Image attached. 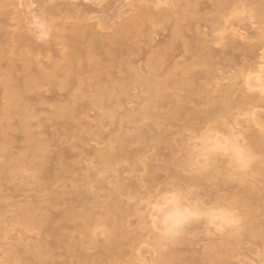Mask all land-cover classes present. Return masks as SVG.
Returning <instances> with one entry per match:
<instances>
[{"label": "bare ground", "instance_id": "obj_1", "mask_svg": "<svg viewBox=\"0 0 264 264\" xmlns=\"http://www.w3.org/2000/svg\"><path fill=\"white\" fill-rule=\"evenodd\" d=\"M239 1H241L239 7L248 8L249 17L254 18V22L257 20L259 23L260 32L254 36L250 34L259 41L256 43L249 42V45H245L244 42L241 43L238 40H235L236 42L229 41V36H211L208 29L204 32L201 30L203 27H208L203 26L202 23L200 25V22L198 26L201 31H197L198 34H193L194 36L190 38L185 37L188 39H186L187 41L184 40L186 31L189 30L188 32L194 33L192 28L197 24L196 19L199 20V18L196 16H199L201 12L203 15L202 17L199 16L200 20H207V10L215 7V11L223 12ZM33 2L37 3V11L40 12L34 16V18L39 19L36 23L40 28L39 33L26 27L19 17L15 16L14 18L12 13L5 9L7 0H0V136L4 142L3 149L7 150L11 147L12 142H15V139L16 141L19 140L18 136H15V125H18L24 135L22 138H25L26 142H58L63 130L73 132L72 138L78 140L80 138L78 131L83 105L87 106L86 108L96 106L102 109H111L115 104L120 107L121 96L125 98L126 96L123 95L129 94L127 92L130 91L131 83L133 80H137L139 82V94L142 93L145 96L139 98L138 106L134 107L133 111L124 108L128 111L126 112V119L135 127L133 131L126 132L122 136L112 137L110 135V142L117 144V146H108L104 152L98 154L97 166L94 167V170L98 172H105L108 169L116 171V167L122 162H132L133 165H139L141 157L139 153L133 152V146L152 140L149 134L152 130L156 131V136H154L156 140L162 142V132L164 131L161 122L162 117L165 118V115L172 112L180 113L184 109L183 102L193 101V96L200 92L204 93L203 97L193 102L196 105L210 104L212 96L209 95L207 89L204 91L200 85L205 74H209L213 68H218L216 66L226 63V65L232 66V64L235 65V62L247 71L253 65V58L251 61L249 58L257 56L259 46L264 45V0H167L165 3L167 2L169 5L164 7L165 9L135 8L130 18H124V21L118 23L117 26L109 23L110 19L107 23L105 20L103 22L104 32L102 29L98 31L90 24L91 18L89 16L93 9H89L87 5L51 4L50 0H30L29 3L32 5ZM107 9L105 7L99 12L105 13ZM235 22L233 23L236 24ZM167 23L168 26L166 25L164 29L167 34L164 35V38H170L169 41H154L151 37L153 34L151 29L154 26L156 29L158 24L161 26V24ZM156 30L160 35L161 30L160 32L159 29ZM243 30L246 31V29ZM209 35L211 39L208 40ZM142 38H146L148 44L152 41L156 42L155 44L151 43L149 50L148 47L144 48L151 55L145 50L142 51V44H140ZM211 42L221 44L222 50L221 48L216 50L213 47L214 43L212 45ZM140 48L142 49L140 50L142 51L140 59L144 60L145 65L141 69H136L131 66L133 64L131 56L133 54L138 56L135 53ZM179 57L182 61H178ZM254 63L253 67L256 66L255 70H258L264 62L259 63V66H257L258 61L257 64ZM117 68L118 70L114 72L113 69ZM255 86L261 87L259 83ZM88 93L93 95H87L88 99L83 102L84 95ZM233 93V90H225L220 106L227 107L231 104ZM119 94L122 95L119 96ZM81 101L83 103H80ZM236 103L249 106L252 112L255 108L264 109V95H242V98H239ZM217 107L215 105L214 109L207 111L196 110L189 115L190 117L187 116V119L197 121V123L206 121L211 118V112H215ZM170 108L172 110L168 111ZM42 114H47V116ZM15 116H17L16 122ZM12 121L14 122L12 123ZM189 121L187 122L189 123ZM34 124L38 125V128L40 127L41 132H35V130L32 132L31 128L34 127ZM258 134L260 135L255 133V135L247 136V143L243 145V147L245 146L243 149L244 163H241V157L236 154L235 148L231 150L232 165L236 168L250 167L258 174L259 177L254 180L255 183L257 182L256 185H247L246 187L245 183L248 181L246 175H240L237 170L226 168L223 161L221 162L215 155L211 154L203 161L196 173L191 176L190 182L197 184L195 185L197 190H192L188 194H193L192 198L200 202L202 198L199 196V187L197 186L202 181L212 182L213 189H210L214 192L207 189L210 193L206 191L205 196L211 195H208L210 198L208 196L206 198L215 197L213 199L217 200L232 198L234 207L239 211L238 217L246 227L247 234L264 241V192L262 191L263 187L262 190L258 187L262 182L261 176H264V133L260 131ZM35 146L37 149L41 148L45 156L51 152L47 144L41 143ZM255 155H257V159ZM45 159L40 162L34 176L48 180L53 168L50 166V160ZM7 168V164L0 162V177L6 174ZM68 169L70 170L71 166L64 164L60 166L61 172ZM149 170L152 176L156 175L157 170L152 166L149 167ZM93 174L85 175L82 183L74 182L73 187H71L73 192L71 189L68 192L74 193L75 199L74 197L71 198L70 194L66 195L67 190L65 192H63L64 189L63 191L60 190L59 193L57 190H50V186L47 188V184L43 183L42 186H46V192L41 198L40 196L36 198H34L35 196H31L33 198L26 196V201L22 200V203L20 201L19 204H11V207L9 205L1 207V204L0 213L2 217L0 219L9 214L8 216H12V220L17 217L20 222L23 221L22 224L28 223V227L35 226L33 228H36L37 226V228H41L44 234L51 228L50 224L56 223L57 218L74 220L77 222L76 229L84 239L79 238L77 242H72L73 244H66V247L63 248V255L67 259L64 261L65 264H113L120 259L121 255L116 251L121 248V240L133 237L134 232H136V230L131 231L126 223L128 222L127 219H130L129 217L137 214H135L137 210L133 208L134 205L131 207L128 202L125 203V200H121L122 195L126 196L125 194L129 190L127 189L129 186L124 180L123 182L117 181L112 192L111 190L110 193L108 192L109 195L97 196L91 190L95 182ZM232 181H237L240 185L244 184L245 190L232 191V186L229 188V183ZM185 183L189 186L188 191L191 185ZM186 184L185 186L183 184L185 188L182 186V190L188 187ZM48 190L56 192L52 194ZM222 191L231 192V194L220 195L219 193ZM116 193H118V197L115 196ZM48 194L51 195L48 197ZM113 194L114 196H112ZM62 195L64 198L61 197ZM107 195L112 197L110 196L111 198L109 197L105 201ZM67 196H70V201L72 199L75 201H69L68 206H66L69 199ZM56 199L57 203L50 205ZM105 202L107 204L103 205ZM63 204L66 208L60 209L61 212L59 213L54 212V209H59V207L64 206ZM90 204L93 206L88 207ZM96 206L99 208H97L99 212L93 211ZM16 207L18 209L15 210ZM175 208L173 214L169 215V219L172 220L171 226L181 232L185 230H182L181 225L186 220V214L178 207ZM6 218L8 217L6 216ZM0 223L2 222L0 221ZM228 223L229 220L223 218L222 225L225 226ZM96 225L104 226L106 230L104 233L106 242L100 245L94 242L91 231V228ZM190 230L192 229L190 228ZM168 231H171V228ZM60 235L66 236V233H60ZM225 237L223 240L230 239V237H226L227 239ZM231 238L236 240L233 236ZM57 241L59 244L56 243ZM57 241H48L42 237L37 241V246L32 252L20 250L19 248L23 246L14 250L15 245H12L14 249H10L11 244L10 248L0 244L2 249L0 254L4 255L1 256L3 261L0 264H25L31 258L37 264H48L53 258L50 251L53 244L62 245L61 239ZM227 242L225 241V243ZM16 243L18 245L20 241ZM222 245L212 244L203 247L201 251L195 249L187 251L186 248L176 251L172 247H168V249L165 248L160 251L161 257L157 264H166L167 262L172 264H199L203 260L201 257L206 254L210 253L211 256L213 253L219 254ZM4 246L7 247L4 248ZM199 253L203 254H200L199 257L196 256Z\"/></svg>", "mask_w": 264, "mask_h": 264}, {"label": "rangeland", "instance_id": "obj_2", "mask_svg": "<svg viewBox=\"0 0 264 264\" xmlns=\"http://www.w3.org/2000/svg\"><path fill=\"white\" fill-rule=\"evenodd\" d=\"M162 1L163 0H159L161 4L158 5V0H50V3L87 5L89 9H93L89 16V18H91L89 21L90 24H92L95 29L97 28L98 31L102 29V32H104L103 22H105V20L107 23L110 19L111 21L109 23L117 26L118 23L120 24V22L124 21V18H130L135 8L153 9L154 7L153 10H158L159 8L165 9L168 7L169 3H165L167 0H164V2ZM29 2L30 0H7L5 9L10 11L14 18L15 16L19 17L26 27L34 30L33 32L39 33L40 28L39 25L36 24L39 19L34 18V16L40 12L37 11L36 2H33L32 5ZM240 2L241 1L226 8L223 12L215 11V7L207 10V20H200V17L203 15L201 12L202 14H199L200 17L196 16L199 20L195 17L198 22L194 25V28H192L194 33L191 31L188 32V30L185 32L184 38H190L198 34L201 30L204 32L208 29V33L211 36H229V41L236 42L238 40L241 43L244 42L243 44L245 45H249L251 42L256 43L259 39L253 36L257 32H260V25L257 23L256 19L254 22V18L249 17L248 8L239 7ZM105 7L108 8L107 12H99ZM234 12L238 14L234 15ZM198 23L208 28L203 27L199 30ZM233 24L234 27L232 26ZM166 25L168 26V23L164 25L161 24V26L158 24V27H156V29H159V32L161 30L160 35H158L159 33L158 30L155 29V26L151 29L153 30L151 37L154 41H169L170 38H164V35L167 34V31L164 30ZM235 26L237 27L235 28ZM243 29H246V31L248 30V32ZM250 34H253V36ZM210 35L208 40L211 39ZM187 38L184 40L187 41ZM145 40L146 38H142V43H140L142 44L141 48L143 50L140 48L138 50L139 52L136 51L135 53L138 56L134 54L131 56V62H133L131 66L136 69H141L145 65L144 60L140 59L142 55L141 52L144 50L148 52L149 46L157 42L149 39L152 42L148 44V40ZM184 40L180 41L183 42ZM211 43L213 45L214 42ZM221 46L222 45L219 43H214L213 45L216 50H220ZM148 53L151 55L150 52ZM146 57H148V55ZM252 58L253 65H255L254 62L257 64V61V66L260 65L259 63L264 62V45L259 46L257 56H252L249 58V61H251ZM178 61H182V59L179 57ZM226 64L216 66L218 68H213L211 72L209 71V74H205L202 81H200L203 90L205 91L207 89L209 95L212 96L209 102L210 104L196 105V103L193 102L203 97L204 93L202 94L200 92L193 96V101L189 103L183 102L184 109L180 113L177 114L172 112L165 115V118L162 117L161 122L164 129V134L162 132V142L156 140L154 137L156 136V131L152 130L151 133L149 132L150 139L152 140L133 146V152L139 153L141 157L139 165H133L132 162H122L116 167V171L108 169L105 172H98L94 170V167L97 166L98 154L104 152L108 146H117V144L110 142L109 138L111 136H122L126 132L133 131L135 127L133 123L128 122L125 116L127 115L126 112L129 111L126 108L133 111L134 107L138 106L137 104L140 101L139 98L145 96L142 93L139 94L140 89L138 88L139 82L137 80H133L129 88L130 91L127 92L129 94L123 95L126 96L125 98H122V94H119L122 99L120 100V107L116 104L112 106L113 108L115 107V109H102L96 106H89L86 108L87 106H81L82 111L80 110V127L78 131L80 132V138L78 140L72 138L71 134L73 132L63 130V134L60 137L61 139H59L58 142H26V139L22 138L23 134L18 125H15V136H18L19 140L16 141L15 139V142H12L11 147L7 150L3 149L4 142H2V137L0 136V162L5 165L7 164L8 167L6 174L0 177L1 207H3V205L10 206L11 204H17L20 201V203H22V200H27L26 196H35L34 198L40 196L41 198L46 192V186H42L43 183L47 184V188L50 186V190H57L60 193V190L63 191L64 189L63 192H65V190L68 192L70 189L72 190L71 187H73L75 181L82 183L85 175L89 173L93 174L94 172L93 179L95 182L93 181L94 183L91 190L95 192L97 196H104L108 194V192L110 193V190L112 192V189L116 186V182L119 180L123 182L124 180L125 183L128 184L129 187L127 189L129 190H127L125 194L127 197L124 195H122L123 197L120 196L121 200H125V203L128 202V205L131 207L134 205L135 207L133 206V208L137 210L135 212V214H137L129 217L130 219H127L128 222L126 223L127 227L133 232L136 230L137 234L134 232L133 237L131 236V238L127 240H121V248L116 251V253L121 255L120 259L113 262V264H157L161 257L160 251L165 248L168 249V247H172L176 251L178 249L181 250V248H186L187 251L189 249L201 251L203 247L211 246L212 244H223L220 253L216 255L213 253L212 256L210 253L206 254L201 257L203 260H201L199 264H264V241L247 234L245 225L238 217L239 211L234 207V200L232 198L217 200L213 199L215 198L213 197L209 199L211 194H208L209 196H207L209 198H206V191L210 188L213 189L212 182L208 181H202V183H199L200 185L197 186L199 187V196L202 198V201L198 202L196 199L192 198L193 194H188V192L190 193L192 190H197L195 186L197 184L190 182L191 176L196 173L203 161L211 154L215 155L221 162L223 161L226 168L234 171L237 170L240 175H246L248 179L246 182L247 184L245 183L246 187L247 185H256L257 182L255 183L254 180L259 177L250 167L236 168L232 165L231 150L235 148L237 142H239L244 149L245 146L243 147V145L247 143V136L255 135V133L260 135L258 134L260 131L264 133V109L255 108L252 112L249 106L236 103L239 98H242V95L262 96L264 95V91L261 90V87L255 86L258 85V82L255 80L253 81L255 90H250L248 82L246 81V76L249 74L250 70H254L256 66L253 67L252 65L245 71L237 62H235V65L232 64V66ZM116 70H118V68L115 70L113 69L114 72H116ZM228 89L234 91L231 96V104L227 107L220 106L223 92ZM87 95L91 96L93 94H85L83 102L88 99ZM123 100L124 102L122 103ZM83 102L81 101L80 103ZM215 105L218 106L217 110L211 112V118L208 120L197 123V121H189L187 119V116L190 117L189 115L194 111L211 110L214 109ZM124 108L128 111L124 110ZM170 110L172 109L170 108L168 111ZM42 115L47 116V114ZM16 120L17 116H15V122ZM187 121H189V123ZM13 122L14 121H12V123ZM149 124L151 125V123ZM37 126L34 124V127H32L33 129L31 128L32 132L33 130H35V132H41L40 127L38 128ZM41 143L49 146V150L51 151L50 154L48 153L49 155L46 154L45 156L41 148H36L35 145ZM45 158L50 160V166L53 168L48 180L46 178H36L34 176L39 168L40 162ZM255 158L257 159V155H255ZM63 164L71 166V169L61 172L60 166ZM150 166L157 170L155 176L151 175L149 170ZM151 179L153 182L150 181ZM261 180L262 182H260L258 187L260 189L263 187V190H261L264 192V176H261ZM185 182L191 185L188 191L187 188H189V186ZM183 184L184 186L185 184L188 186L184 190H182ZM245 185H240L237 181H232L229 183V188L232 186V191L238 192L240 190L243 191ZM184 186L183 188H185ZM53 191L49 192L52 194L56 192ZM67 192L66 195H69L70 193ZM73 194H70V196L75 199L76 196ZM176 194L179 195V201L174 198ZM215 194H213V196H216ZM219 194L227 196L230 195L231 192L222 191ZM50 195L48 194L47 196L49 197ZM47 196L45 197L47 198ZM70 196H67V199H69H66L68 202L66 206L74 201V199L70 201ZM107 196H105V201H107L111 195ZM112 196H114V194ZM115 196L118 197V193H116ZM61 197H63V195ZM40 198H37V200H40ZM56 203L57 199L56 201L53 200L50 205H55ZM106 204L107 202L103 203V205ZM63 205L64 206L59 207V209H54V212H61L60 209L66 208L65 204ZM92 206L93 204L88 205V207ZM175 207H178L186 215V210L196 212L195 218L188 217L185 220L183 223L185 228L181 225L182 230L185 229L181 232L179 229L177 231L175 227L171 226L172 220L169 219V215L173 214V211L176 209ZM97 208V206L93 208V211L99 212V208ZM16 209H18V207H16L15 210ZM8 215H6L8 218H6V216L5 218L9 223L4 217L1 218L4 219L3 221L0 219L2 222L0 223V244L8 246H4V248H10L11 244L10 249H14L12 245H15L14 250H16L17 247L23 246L19 249L32 252L37 246V241L42 237H45L48 241H57L61 239V246L58 245L59 241H57L56 243L58 244H53L51 247L50 251L53 258L48 264H65L64 261L67 259L63 255V248L66 247V244H73L77 242L79 238L84 239L76 229L77 222L74 220L57 218L56 223L50 224L51 228L44 234L41 228H37V226L36 228H33L35 226L28 227V223L22 224V220L20 222L17 217L12 220V216L9 217ZM10 215L12 214L10 213ZM0 217H2V214ZM209 218L212 220H208ZM223 218L229 220L228 225H222ZM233 221H235V223H233ZM30 223L34 225L32 222ZM169 228H171V231H168ZM190 228L192 230H190ZM48 231L50 232L48 233ZM91 231L93 233L94 242H96L97 245L106 242V236L104 234L106 230L104 226H93ZM60 233H66V236H61ZM225 236L228 238L230 237V239L228 240ZM231 236L236 238V240L232 239ZM224 237L228 242L227 240H223ZM18 241H20V244L18 243L19 246L16 243ZM225 241L227 243H225ZM0 250H2L1 246ZM200 254L203 253H199L196 256L199 257ZM2 255L0 254V263L3 261L1 258ZM76 260H78V258H76ZM25 264L37 263L31 258V260L26 261ZM166 264L172 263L167 262Z\"/></svg>", "mask_w": 264, "mask_h": 264}, {"label": "snow or ice", "instance_id": "obj_3", "mask_svg": "<svg viewBox=\"0 0 264 264\" xmlns=\"http://www.w3.org/2000/svg\"><path fill=\"white\" fill-rule=\"evenodd\" d=\"M234 15L238 14V13H233ZM256 80L259 85L261 86V90L264 91V64H262L258 70H250L248 76H247V81H248V85H249V89L250 90H255L253 87V81ZM235 152L236 154H238L241 157V163H244V150L241 147V145L239 144V142H237L236 146H235ZM177 201H179V195L176 194L174 197ZM187 211V215H186V219L188 217H192L195 218L196 217V212L195 211H191V210H186ZM233 223H235V221H233Z\"/></svg>", "mask_w": 264, "mask_h": 264}]
</instances>
